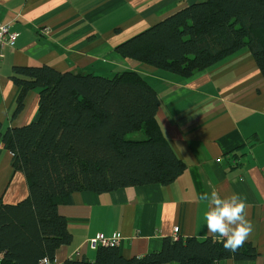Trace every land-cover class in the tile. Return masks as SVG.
<instances>
[{
  "label": "crops",
  "instance_id": "obj_1",
  "mask_svg": "<svg viewBox=\"0 0 264 264\" xmlns=\"http://www.w3.org/2000/svg\"><path fill=\"white\" fill-rule=\"evenodd\" d=\"M205 0H0V22L17 34L13 48L0 49V123L3 128L31 121L38 90H30L12 115L19 87L9 76L15 66L48 64L111 77L124 70L140 73L159 97L156 119L177 157L186 165L170 184L122 187L110 192L75 191L58 206L71 233L54 259H94L87 240L118 236L125 258L161 248L165 237L203 239L210 233L202 192L246 198L253 231L246 242L253 259L218 264H264V77L251 53L240 50L189 77L124 58L115 46L180 8ZM0 144V197L14 204L27 197L21 171ZM165 264H178L169 262Z\"/></svg>",
  "mask_w": 264,
  "mask_h": 264
},
{
  "label": "trees",
  "instance_id": "obj_2",
  "mask_svg": "<svg viewBox=\"0 0 264 264\" xmlns=\"http://www.w3.org/2000/svg\"><path fill=\"white\" fill-rule=\"evenodd\" d=\"M243 49L264 77V0L192 3L115 46L124 58L183 77ZM9 78L19 87L13 116L28 91L37 89L38 100L30 122L6 128L0 123V144L28 188L27 197L14 204L0 197V264L54 259L56 249L71 241L58 206L71 203L73 192L167 185L186 168L157 122L159 97L140 73L106 77L41 64L15 66ZM257 255L249 242L230 252L211 237H165L159 250L139 257L98 246L92 261L63 264H218Z\"/></svg>",
  "mask_w": 264,
  "mask_h": 264
},
{
  "label": "clouds",
  "instance_id": "obj_3",
  "mask_svg": "<svg viewBox=\"0 0 264 264\" xmlns=\"http://www.w3.org/2000/svg\"><path fill=\"white\" fill-rule=\"evenodd\" d=\"M199 199L206 204L203 219L206 229L217 235L225 250L237 251L253 231L247 216L246 198L239 193L223 196L218 191H205Z\"/></svg>",
  "mask_w": 264,
  "mask_h": 264
},
{
  "label": "built area",
  "instance_id": "obj_4",
  "mask_svg": "<svg viewBox=\"0 0 264 264\" xmlns=\"http://www.w3.org/2000/svg\"><path fill=\"white\" fill-rule=\"evenodd\" d=\"M17 39V34L12 30V26L9 23L0 22V49L4 47L13 48ZM120 238L118 236L105 237L101 234L87 240L88 246L96 250L98 246H117L119 245ZM1 258V254H0ZM39 264H59L55 259H49L43 257L39 260Z\"/></svg>",
  "mask_w": 264,
  "mask_h": 264
}]
</instances>
